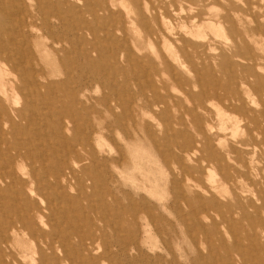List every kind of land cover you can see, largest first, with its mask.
Listing matches in <instances>:
<instances>
[{"label":"bare ground","instance_id":"obj_1","mask_svg":"<svg viewBox=\"0 0 264 264\" xmlns=\"http://www.w3.org/2000/svg\"><path fill=\"white\" fill-rule=\"evenodd\" d=\"M132 1L135 2L137 12L130 9L127 0H119V9L129 19L131 30L137 32L135 23L144 22L148 25V22H157V29L150 31L149 36L154 40L162 39L163 49L169 55L167 59L164 53L159 54V63L163 72L153 68L156 77L160 74H168L171 80L188 85L187 80L181 75H176L174 65L182 70L186 64H191L193 68L211 67L210 69L215 73L210 59H218V65L227 64L232 58L229 57L231 53H244L249 56L251 54V59L258 63L263 59L255 56L251 51L253 44L260 45L256 36L264 38V25L258 19L247 22L230 4L226 12L218 15L217 24L212 21L203 22L200 18V25L183 26L184 36L190 37L192 42L185 41L183 47L175 50L167 40L171 27L165 21L166 17L161 14L163 9L160 4L154 5L150 19L140 10V0ZM183 1L185 0H180ZM114 6V0H0V264H22L12 254L1 251L2 244L5 245V249H10L25 235H30L35 241L37 239L40 264H46L51 260L53 264H62L66 260L70 262L71 259L68 258L65 250L63 260L55 257L59 249H66L61 239V224L65 223L70 227L85 208L93 210L100 206L104 210H111L112 220L115 221L120 220L126 213V210L121 208L119 199L111 202L102 199L99 206L94 203H89L85 207L79 206L81 199H90L103 192L112 194L107 185L98 186L96 183L95 177L99 174L102 162L98 161L100 157L92 150V140L98 134V129L93 128L95 122L98 120L105 122L102 126L104 130L109 128L110 122L96 108L88 106L87 101L91 100L93 95L84 94L81 100V91L76 92L69 88L71 74L75 70H80L83 65L95 73L96 79L101 73L107 79L112 78L116 73L126 75L125 68L117 63L114 55L113 59H115L109 60L106 48L109 43H107L108 38L102 34L98 35L94 27L95 22L100 20L94 11L97 9L95 7L105 13L104 18L108 15L115 24H122V15L113 11ZM83 8L91 16V20L84 17ZM136 13L139 15V20L131 21L132 14L135 16ZM204 25L224 38L220 44L225 48L218 57L212 58L207 54L212 43L202 42L205 38L202 35ZM89 36H93V39L92 37H90L92 40L89 39ZM112 41L110 46L117 45L115 39ZM118 47L122 48L119 44ZM122 49L124 51V46ZM93 54H96V57ZM50 55L57 63L51 70L45 67L46 57ZM258 63L251 66L250 72L243 73L240 84L244 90L253 87L256 93L264 95V78L258 73L264 68ZM137 64L142 62L137 61ZM227 65H231V62ZM140 69L144 71L143 74L147 73L145 68ZM133 75L135 80L140 82L137 72ZM251 78H255V81L250 84ZM101 100L112 114L113 110L108 107L106 98ZM149 101H145V114L142 120L150 118L159 122L156 126L162 125L167 127V131L172 130L170 128L179 118L169 119L167 125L162 123L164 117L169 118L167 111L158 114L157 108L160 104L157 105V102L150 104ZM244 104L236 106L244 116L242 121L237 122L238 124L244 122V138L228 145L219 143L217 146H221V151H216L208 142L204 144L196 141L188 131L172 130L173 135L165 132L158 135L147 121L142 131L158 154L160 163L166 166L170 163H178L180 171L177 174L169 169L170 166L167 168L174 178L171 184L174 193L172 199L183 201L188 209H192L190 206L195 203V209L190 213L191 218L198 219L200 213L205 214L208 210H213L216 216L222 219V223L227 225L226 223H231L227 212L237 211L236 213L244 219L261 224L264 231L262 216L264 175L256 166L258 156L264 153V101L261 110L250 109L245 102ZM231 108H235V105ZM218 112L224 121L225 115ZM189 114L193 116L196 134L204 137L206 135L204 130L207 127L213 129L211 120V123L205 122L203 116L193 115L191 111ZM131 118L136 122L132 115ZM183 120L184 118L180 116V123H183ZM84 129L90 132H84ZM220 129H224L223 122ZM171 144L178 147L181 153L175 155L170 147ZM76 146L79 150H76ZM56 147L64 148V158L57 156ZM87 147H90L91 151L87 152ZM101 154L103 158L108 157L104 151ZM229 162L239 165L233 167ZM216 168L220 170V178H216ZM194 173L209 174L208 182L204 183L201 177V180H196ZM183 175L186 178L184 181L179 178ZM253 176V181L242 187L241 193L228 191L230 180L245 182ZM45 189L50 191V196L47 198L42 193ZM75 190L78 193L71 195L70 192ZM88 190L91 192L89 193ZM226 193H231L230 198ZM54 200L56 204L53 203ZM72 204L77 206L74 215L66 212L65 209ZM169 204L170 202L163 203L161 209L168 208ZM173 207V211L176 209L177 217L184 223L186 220L183 208L174 204ZM250 209L253 210L254 216L249 214ZM147 218L150 222L154 216L147 213ZM207 219L208 217H205V220ZM213 223L211 232L213 231L218 239V245L205 246L202 243L198 246L192 232L188 230L190 238L193 239L190 240L197 246L195 247L198 255L193 264H217L215 259L220 251L225 252L231 245L222 238L216 222ZM195 226L205 235H211L202 223L198 222ZM73 233H77L76 229ZM250 243L253 247L251 253L256 252V264H264V242L255 233L251 236ZM99 248L98 240L88 232L79 240L78 248L76 246L73 250L75 257L83 253L84 260L80 264H97L90 254L94 251L97 253ZM205 251L210 254L207 258L203 256ZM243 251L248 252L245 249ZM107 254L105 253L99 260L106 259L109 256ZM31 259L35 261L34 258ZM227 264H230L229 260Z\"/></svg>","mask_w":264,"mask_h":264},{"label":"rangeland","instance_id":"obj_2","mask_svg":"<svg viewBox=\"0 0 264 264\" xmlns=\"http://www.w3.org/2000/svg\"><path fill=\"white\" fill-rule=\"evenodd\" d=\"M114 1L113 11L122 15V24H115L114 21L109 19L108 15L104 18L105 13L95 7L97 9L94 11H96L100 20L95 22L94 27L98 35L101 36L102 34L108 38L107 43H109L106 48L109 53V60L112 61L114 55L117 63L125 68L126 75L116 73L112 78L107 79L101 73L96 79L95 73H92L86 65H83L80 70H75L71 74L69 88L76 92L81 91V100L84 94L93 95L92 99L87 101L88 106L96 108L110 122L109 128L105 130L102 129L105 122L99 120L95 122L93 128L98 129V134L92 140V150L100 157L98 161L102 162L99 174L95 177L96 183L98 186L107 185L112 194L103 192L90 199H81L79 206L85 207L89 203L99 206L102 199L110 202L119 199L121 208L126 210V213L123 214L120 220L115 221L112 220L113 211L111 210H109V213L100 206L93 208V210L83 209L77 217V221L72 223L70 227H67L65 223L61 224L60 234L66 249H59L55 257L63 260L65 250L71 260L70 262L66 260L62 264L82 263L84 260L83 253L81 256L75 257V250L73 249L76 246L78 248L79 240L89 232L100 243L98 252L94 251L90 254V257L95 258L97 264H193L195 257L198 255L196 252L197 246L191 241L193 239L190 238L188 230L192 232L198 246L202 243L205 246L217 244L218 239L213 231L211 232L214 227L213 221H215L222 238H225L229 244L235 245H230L225 252L221 250L215 259L216 263L227 264L229 260L230 264H256V252L255 254L251 253L253 247L250 238L256 233L264 242L262 225L244 219L243 216L236 213L237 211L227 212V217L231 222L230 224L226 223L227 225L222 223V219L217 217L216 212L213 210H208L205 214L200 213L199 220L191 218L190 213L195 209L196 204L190 206L192 209H188L183 201L172 199L174 193L171 184L174 178L170 175V172L174 171L177 174L180 171L178 163H170L167 166L160 163L158 154L151 147L149 139L142 130L144 123L147 121L149 125L153 126L158 135L162 132L173 135L172 132L175 130L188 131L189 135L192 134L196 141L204 144L208 142L215 147L216 151H221V146H217L219 143L228 145L234 143L237 139H243L244 122H239V124L237 122L242 121L244 116L236 106H243L245 102L250 109L261 110L264 95L256 93L253 87L244 90L240 84V78L245 71L250 72L252 70L251 66L253 67L258 62L251 59V54L249 56L244 53H227L229 57H232L230 61H227V64L231 62V65L226 63L218 65V59H210V64L215 69V73L210 69L211 67L202 69L203 67L199 66V68H193L191 64H186V67L182 70L174 65L176 75H181L187 80L188 85L187 83L180 84L175 80H171L168 74H160L159 77H156V71L153 68L163 72L159 63V54L164 53L165 57L169 58V55L163 49V40L160 38L154 40L149 36L150 31L157 29V22H148V25H145L144 22L135 23L137 27L135 33L129 26V19L119 9V0ZM127 1L130 9L137 12L135 2L132 0ZM157 1L140 0L139 8L147 18L151 19L154 5L160 4L163 9L161 14L166 17L165 21L171 27L167 40L175 47V50L183 47L185 41L192 42L190 37L184 36L183 26L188 24L192 26L200 25L201 19H203V22L212 21V23H216L218 15L230 8L229 4L247 22L258 19L264 25V0ZM83 14L86 19L91 20V16L84 8ZM234 17L232 18L234 19ZM101 19L103 22H101ZM137 20H139V15L136 13L133 16L132 14L131 21L136 22ZM222 31L221 33L224 34ZM202 35L205 37L202 42H210L212 43L210 49H216L215 51L209 49L207 54L212 58L214 56L218 57L221 50L225 48L220 44L224 41V38L215 34L206 25L202 27ZM90 37L93 39V36H89V39H91ZM256 37L260 41V45L253 44L251 52L255 56L263 58L258 64H261L264 68V38L261 36ZM114 39L117 45L110 46ZM118 44L122 48L124 46V51L118 47ZM93 56L96 57V54H93ZM137 61H141L142 64H137ZM56 64V60L52 55L46 57V68L49 70L54 69ZM114 66L116 67L117 64ZM140 68H145L147 73L143 74L144 71ZM135 72H137L140 82L135 80L133 75ZM258 73L264 78V70H259ZM254 81L255 78H251L250 84ZM103 98H106L109 104L108 107L113 110L112 114L108 112L107 106L102 103L101 99ZM145 101L151 102L150 104L154 102H157V105L160 104L157 108L158 114L161 111H167L169 118L164 117L162 123L164 122L167 125L169 119L179 118L170 128L173 131H167V127L162 125L156 126L159 123L156 120L150 118L142 120V116L145 114ZM232 105H235V108H231ZM186 110L188 112L185 113ZM190 111L193 115L203 116L205 122L211 123L212 121L214 127L213 129L204 128V131H206L204 137L196 134L195 125L192 121L193 116L189 114ZM218 111L225 115L224 121H222ZM131 115L136 122L133 121ZM180 116L184 118L183 123H180ZM222 122L224 129H220ZM84 132L89 133L90 130L84 129ZM92 136L94 135L92 134ZM170 147L175 155L181 153L175 145L171 144ZM75 148L79 150L78 146ZM87 150L89 152L91 148L87 147ZM56 151L58 157L64 158L63 147H56ZM102 151L108 154L107 158L100 156ZM229 163L233 167L239 165L235 162ZM256 166L259 168L260 173L264 175V153L258 156ZM168 167L171 168V171L167 169ZM194 175L196 180L203 179L204 183L208 182L209 174L194 173ZM216 175V178H220V170L217 168ZM179 178L183 181L186 180L184 175L179 176ZM253 179L254 176L249 177L245 182L230 180L227 186L228 191L235 194L241 193V188L249 185ZM88 192L91 191L88 190ZM42 193L46 198L50 196V191L47 189L42 190ZM77 193L76 190L70 192L71 195ZM231 193H226V195L229 197ZM46 201L48 202V199ZM165 202H170V207H173L174 204L176 207L183 208L186 221L182 223V220L175 213L176 209L173 211L174 207L170 208L168 206L166 209H161L162 204ZM53 203L56 204V200ZM131 207L134 209H131ZM76 208L77 206L72 204L70 207L66 206L67 211H65L72 215ZM136 208L137 210H135ZM129 209L132 211H128ZM147 213L154 216V219L150 222ZM249 214L254 216L252 209L249 210ZM262 216L264 217V214ZM205 217H208V219L205 220ZM198 222L202 223L208 229V232H211V235L207 236L201 229H198L195 226ZM47 229L51 230L49 227ZM74 229H76V234L73 233ZM135 232L136 235L134 236ZM37 245V239L35 241L30 235H25V237L19 238L10 249H5V245L2 244L1 252L12 254L22 264H40ZM242 248L248 252L243 251ZM205 252L203 256L205 258L209 257L210 254L206 252V255ZM105 253H108L107 256H109H106L107 258L102 259V261L99 260ZM31 258H34L35 261H32ZM46 264H53V260Z\"/></svg>","mask_w":264,"mask_h":264}]
</instances>
